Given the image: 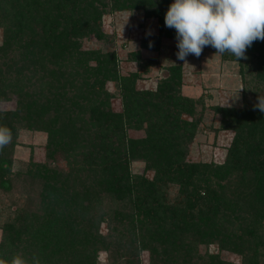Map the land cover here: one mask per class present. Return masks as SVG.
I'll return each instance as SVG.
<instances>
[{
	"label": "trees",
	"instance_id": "obj_1",
	"mask_svg": "<svg viewBox=\"0 0 264 264\" xmlns=\"http://www.w3.org/2000/svg\"><path fill=\"white\" fill-rule=\"evenodd\" d=\"M13 1V23L7 26L5 16L0 18V57L6 61L0 101L14 97L16 104L0 113V127L11 131L10 143L19 130L43 132L48 162L30 164L37 197L32 207H10L1 225L0 258L20 254L29 262L35 256L40 264H98L104 252L111 264H143L146 253L147 264H236L198 249L216 245L240 256L239 264H264V113L254 107L257 102L213 107L219 129L231 134L224 160L188 161L200 117L197 101L181 93L180 65L166 68L153 90L136 87L137 73L118 74L113 55L95 51L89 57L94 63L84 58L78 67L77 38L101 36L97 3ZM110 1L115 10L157 18L158 34L151 41L175 39V30L164 25L168 6L158 8L164 0ZM38 26L45 37L26 38V31L36 34ZM142 46L149 47L144 41ZM12 49L20 55L15 62L6 59ZM245 56L237 60L240 73L250 72L264 88V41L254 42ZM140 66L145 70L148 64ZM40 70L48 81L35 90L28 80ZM18 76L26 80L17 83ZM107 81L116 83V94L103 90ZM114 96L120 110L111 107ZM132 117L140 121L138 128ZM7 151V145L0 149ZM57 156L65 170L49 162ZM133 161L143 162L152 178L131 174ZM12 176L10 161L0 160V191L10 192ZM170 185L176 187L171 199Z\"/></svg>",
	"mask_w": 264,
	"mask_h": 264
},
{
	"label": "rangeland",
	"instance_id": "obj_2",
	"mask_svg": "<svg viewBox=\"0 0 264 264\" xmlns=\"http://www.w3.org/2000/svg\"><path fill=\"white\" fill-rule=\"evenodd\" d=\"M90 1V0H86ZM101 12V18L96 25H99L101 36L94 33L82 35L77 38L78 67L80 61L82 64L84 58L86 62L94 63L91 54L97 51L100 55L114 56V64L118 74L122 76L130 73H137L136 87L141 90H153L158 80L162 79L166 73V68L170 65H180L181 67V93L195 101L196 113L199 115V122L194 134V138L188 147L186 159L191 162L199 163H222L225 157L226 149L231 139V134L219 129V116L214 112L213 107H242L244 101L257 102L258 96H264V88L259 85L250 72L240 73V65L235 57L227 52L223 55H214L215 49L205 47L199 57L189 55L186 57L187 64L176 57V40L162 37L159 41H154L153 36L158 34L157 18L147 17L144 12L134 10H115L110 0H94ZM173 0H164V4L158 3V8L166 9ZM2 4H5L2 6ZM0 18L7 26L13 23L11 16L16 11V3L13 0H0ZM17 12V11H16ZM63 22V20H62ZM67 26L71 27L74 23ZM63 28L62 24L58 25ZM66 30L67 34L71 28ZM36 34L26 31V38L39 40L45 37V32L41 33L40 26L35 27ZM4 26L0 24V45L3 40ZM65 31V29H64ZM65 31V33H66ZM56 32L51 35L55 36ZM25 37L23 40H27ZM144 43L148 48L142 46ZM17 44L13 45L14 47ZM85 53L89 55H85ZM132 54V55H131ZM75 55V54H74ZM17 49L9 52L8 61H13L19 57ZM76 56V55H75ZM134 59V60H133ZM4 61V62H3ZM85 63V62H84ZM151 63V64H150ZM0 68L6 67V61L0 57ZM39 64L43 65V62ZM148 64L144 70L140 65ZM44 67L50 69L52 66L46 64ZM246 71V70H245ZM251 71V70H249ZM242 72V71H241ZM42 70L35 73L28 80L29 87L37 89L44 87L48 81V75L42 76ZM49 73V72H48ZM14 78L13 75L10 76ZM17 83L25 81V77H16ZM28 78V76H27ZM63 82L60 83V85ZM103 90L108 94H116L117 87L114 81H107ZM45 90H43V95ZM120 100L117 96L110 99L111 107L114 110H120ZM15 99L11 97L7 101H0V113L13 111L15 108ZM131 111H136L131 108ZM132 124L139 127L140 124L135 117ZM137 120V122L135 121ZM131 130L130 132H133ZM135 135H142V131L134 132ZM46 137L43 132L19 130L14 143H8V151L0 152V160L10 161L13 172L12 186L10 192L0 191V240L1 225L3 221L11 215V206L32 207V203L37 197V185L28 175L30 164L47 163L45 158ZM51 165H58L63 170L66 169L65 162L57 156L54 161H49ZM130 173L133 175H145L148 179L153 176V171L145 170L144 163L133 161L129 166ZM14 173L16 175H14ZM34 179V177H32ZM37 183V182H36ZM167 195L169 198L175 197L176 187L167 186ZM28 203H26V201ZM103 234L106 232L105 225L100 226ZM200 253H218L221 259L239 264L241 257L226 251H219L216 245L207 247L200 245ZM143 264H147L146 253L142 254ZM109 258L104 252H99L98 264H109ZM111 264V263H110Z\"/></svg>",
	"mask_w": 264,
	"mask_h": 264
},
{
	"label": "clouds",
	"instance_id": "obj_3",
	"mask_svg": "<svg viewBox=\"0 0 264 264\" xmlns=\"http://www.w3.org/2000/svg\"><path fill=\"white\" fill-rule=\"evenodd\" d=\"M164 25L175 30L176 57L187 64L189 55L199 57L205 47L214 55L226 52L236 61L256 41H264V0H173L164 14ZM256 109L264 113V96L257 97ZM11 141V131L0 127V149ZM0 264H40L20 254L0 258Z\"/></svg>",
	"mask_w": 264,
	"mask_h": 264
}]
</instances>
